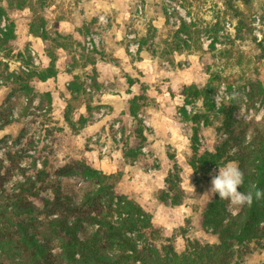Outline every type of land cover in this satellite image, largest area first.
Returning <instances> with one entry per match:
<instances>
[{
	"label": "rangeland",
	"instance_id": "1",
	"mask_svg": "<svg viewBox=\"0 0 264 264\" xmlns=\"http://www.w3.org/2000/svg\"><path fill=\"white\" fill-rule=\"evenodd\" d=\"M19 3L0 0V235L5 241L20 239L17 224L23 218L17 216L15 195L31 175L41 198L53 201L60 193L81 204L86 195L84 208L116 225L119 201L110 202L111 193L128 196L150 209L167 237L185 229L177 234V251L187 241L217 244L213 229L199 223L214 197L204 196L210 173L219 166L195 174L191 144L194 131L200 153L223 149L235 156L240 148L252 153L261 144L264 0ZM11 26L14 37L3 46ZM19 77L32 85L29 90L17 86ZM134 99L147 127L143 135L126 114ZM231 101L234 122L226 130L217 109ZM154 114L157 127L151 124ZM45 161L48 176L39 181L37 170ZM83 162L107 178L94 180ZM36 205L41 214L31 218L37 220L24 218L35 232L59 216L41 201ZM242 207L227 203L226 213L235 216ZM97 231V225L82 222L78 234L89 239ZM127 235L142 248L150 246ZM105 237L99 233L105 253L119 255ZM60 243L59 237L50 242L56 256ZM0 264L20 262L0 250ZM244 264H264V250Z\"/></svg>",
	"mask_w": 264,
	"mask_h": 264
},
{
	"label": "trees",
	"instance_id": "2",
	"mask_svg": "<svg viewBox=\"0 0 264 264\" xmlns=\"http://www.w3.org/2000/svg\"><path fill=\"white\" fill-rule=\"evenodd\" d=\"M5 1V0H4ZM12 0H9V2ZM23 4L25 0H19ZM3 10L0 9V15ZM240 16L241 13L237 11ZM3 46L14 37L13 27L4 33ZM52 71L49 69V72ZM46 78V77H44ZM15 81L17 86L23 89H30L32 85L24 83L21 77ZM234 102L222 105L217 109L223 118L226 130H230L234 122ZM215 109V105L211 106ZM140 105L134 99L126 106L127 114L132 117L143 135L147 127L143 125L139 116ZM207 122V119L206 121ZM264 137L261 144L249 152L248 147L240 148L235 156H229L225 150L217 149L215 153L203 152L197 147V133L194 131L191 144L192 157L190 165L195 174H208L210 166H223L230 161L238 163L244 173V184L239 191H249V186L255 184L260 190H264ZM84 163V162H83ZM85 174H90L98 182L104 181L107 177L99 171L91 168L86 163L81 164ZM47 162H44V169L37 170V180L42 181L48 176ZM35 170V169H34ZM31 175L20 185V192L15 195V205L18 207L17 216L23 219L17 224L20 239L5 241L3 233L0 235V250L4 258L18 259L20 264H244L246 258L255 251L264 250V200H254L251 207L244 205L240 212L235 215L226 213L228 201L220 200L218 194L212 197L200 213L201 228L211 227L217 237V244H203L198 240L187 241V245L181 251L176 250L177 234L184 231V228L172 232L167 237L161 228L153 223V216L150 209L145 205H138L125 195H114L112 191L110 202L117 198V225L107 220L106 215L97 211L96 215L92 210L85 209V200L80 204L57 193L56 198H41L39 189L35 185ZM112 188L114 186L112 185ZM42 203L45 208H52V212H58L59 216L48 219L41 223L40 229L35 232L30 229L26 219L39 213L37 202ZM96 202V199H93ZM124 203V204H122ZM178 204V201H173ZM91 208H95L90 205ZM65 209V211H62ZM66 215H64V213ZM71 217H75L71 221ZM82 222L90 225H97L98 231L89 239H82L79 231ZM106 233V244L111 248L119 250V255L108 256L98 239L99 233ZM134 233L137 238L144 240L150 246L140 247L138 241L128 236ZM53 237L60 238L61 253L56 256L50 242Z\"/></svg>",
	"mask_w": 264,
	"mask_h": 264
},
{
	"label": "clouds",
	"instance_id": "3",
	"mask_svg": "<svg viewBox=\"0 0 264 264\" xmlns=\"http://www.w3.org/2000/svg\"><path fill=\"white\" fill-rule=\"evenodd\" d=\"M218 98V95L214 97ZM210 175L211 187L204 196L218 194L220 200L228 201L230 208L237 209L244 205L251 207L254 200H264V190H260L255 184L250 185L247 192L239 191L244 184V173L234 162L219 166L218 172Z\"/></svg>",
	"mask_w": 264,
	"mask_h": 264
},
{
	"label": "crops",
	"instance_id": "4",
	"mask_svg": "<svg viewBox=\"0 0 264 264\" xmlns=\"http://www.w3.org/2000/svg\"><path fill=\"white\" fill-rule=\"evenodd\" d=\"M113 97H114V96H113ZM117 100H118V99H113L112 101H110V104H114V105H115L116 102H118ZM126 114H127V112H126ZM156 115H157V114H154L153 117L151 116V117H152V119H151L152 123H151V124H152V126H154V127H157V124H158V122H157L158 120H157L156 117H155Z\"/></svg>",
	"mask_w": 264,
	"mask_h": 264
}]
</instances>
